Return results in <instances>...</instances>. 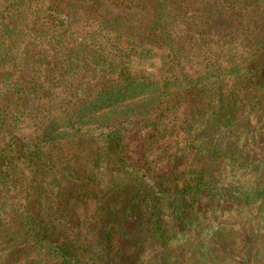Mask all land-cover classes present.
Wrapping results in <instances>:
<instances>
[{
	"label": "trees",
	"instance_id": "trees-1",
	"mask_svg": "<svg viewBox=\"0 0 264 264\" xmlns=\"http://www.w3.org/2000/svg\"><path fill=\"white\" fill-rule=\"evenodd\" d=\"M0 264H264V0H0Z\"/></svg>",
	"mask_w": 264,
	"mask_h": 264
}]
</instances>
